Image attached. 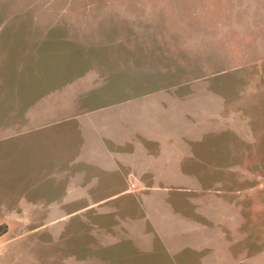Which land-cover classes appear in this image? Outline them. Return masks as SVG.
<instances>
[{
	"label": "rangeland",
	"instance_id": "rangeland-1",
	"mask_svg": "<svg viewBox=\"0 0 264 264\" xmlns=\"http://www.w3.org/2000/svg\"><path fill=\"white\" fill-rule=\"evenodd\" d=\"M106 132L158 186L80 210ZM0 264H264V0H0Z\"/></svg>",
	"mask_w": 264,
	"mask_h": 264
},
{
	"label": "crops",
	"instance_id": "crops-1",
	"mask_svg": "<svg viewBox=\"0 0 264 264\" xmlns=\"http://www.w3.org/2000/svg\"><path fill=\"white\" fill-rule=\"evenodd\" d=\"M115 122L119 125L122 120L115 119ZM104 124L107 123H103L107 128ZM94 135L96 137L91 139L90 144L88 138L81 139V150L74 157L73 174L67 178V188H72L74 192L70 197L72 200L65 196V203L85 204L82 210L102 205L110 198L130 196L131 193H137L139 199L143 191L157 189V171L163 164L161 155L157 153V133L140 135L142 138L134 142L122 134L120 138L108 132ZM122 173L127 175V179L113 181L114 176L111 180L101 179ZM101 189L115 191H106L105 196H99L97 191Z\"/></svg>",
	"mask_w": 264,
	"mask_h": 264
}]
</instances>
